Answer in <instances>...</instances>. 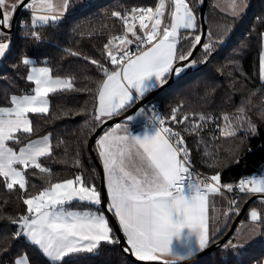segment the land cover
Masks as SVG:
<instances>
[{"label":"snow or ice","instance_id":"obj_1","mask_svg":"<svg viewBox=\"0 0 264 264\" xmlns=\"http://www.w3.org/2000/svg\"><path fill=\"white\" fill-rule=\"evenodd\" d=\"M196 2L202 5L204 0H158L154 7L132 8L124 13L113 11L111 16L121 21L122 32L112 35L103 44L102 55L107 66L100 59L67 50L69 55L90 62L102 74L103 78L95 81V89H79L75 76H54L51 68L37 67V60L22 57L21 64L30 69L26 80L34 87L25 94L11 95L8 106H0V184L9 192L17 191L25 206L18 216L8 217L16 226L12 238L25 239L46 258L48 264H81L79 257L98 254L104 244H118L120 241L104 214V208L117 219L126 237L130 248L125 251H130L141 262H160L168 255L191 257L209 245L210 197L235 189L232 184L222 182L220 172L203 177L193 172L190 148L182 133L199 136V130L212 119L210 115L190 114L173 107L168 116L153 112L150 130L146 127L141 135L129 132L127 123L117 124L105 132L96 145L103 162L107 203L101 188L83 172L57 182L51 181V170L40 162V158L50 157L54 152L50 134L27 143L22 140L34 132L29 114L49 113L50 94L93 93L94 115L87 112V104L76 114H89L91 121L100 123L104 118L126 112L146 94L167 84L171 77H182L198 61L192 59L191 50L178 48L180 39L191 37L189 48L194 50L201 46L203 58L199 62L207 63L217 47L226 43L231 26H225L218 37L215 32L205 30L208 42L202 43ZM73 4L74 0H30L29 3L0 0V58L5 57L10 49L11 41L4 29L12 27L18 7L30 10L32 28L39 29L61 22ZM246 7L245 0H228L233 18L240 17ZM182 30L187 35L182 36ZM95 31L94 28L88 29L81 35ZM25 35L35 41L42 40L38 30ZM261 39L264 41V33H261ZM132 45H135V51L129 47ZM229 63L235 72L241 71L238 60ZM227 75L232 76L233 72L229 71ZM259 79L264 89V50L259 53ZM144 112L145 109L141 108L136 117ZM237 112L240 115L233 117L235 124L228 115L223 116L226 123L219 129L223 137L237 135L238 126L245 122L251 133L258 131L245 114L244 100ZM136 117L129 115L126 119L131 121ZM194 117H198V121ZM88 123L86 121V125ZM177 125L182 126L180 130H174L173 126ZM60 143L63 141L55 147ZM21 144L18 149L12 146ZM74 166L82 167L79 151ZM215 166V163L209 165L210 168ZM29 168L48 174L46 186L41 190L30 191L36 185L29 184ZM236 188L241 193H264V175L259 179H241ZM73 201L87 203L91 208L70 210L66 205ZM229 212L240 214L236 200L229 201L228 211L222 215L227 217ZM248 215L253 222L249 236L264 235L260 230L264 224V212L253 207ZM183 229L189 230V237L191 232L198 233L196 247L185 243L180 250H174L171 247L173 238L180 237ZM245 238L229 239L224 248L241 249ZM6 250L0 249V252ZM11 264H33V261L24 252L17 253ZM163 264L171 262L163 260Z\"/></svg>","mask_w":264,"mask_h":264},{"label":"trees","instance_id":"obj_2","mask_svg":"<svg viewBox=\"0 0 264 264\" xmlns=\"http://www.w3.org/2000/svg\"><path fill=\"white\" fill-rule=\"evenodd\" d=\"M213 2L214 0L207 1L206 30L215 32L218 37L225 26H231L226 43L217 47L207 63L199 62L203 58L201 47L193 57L198 61L197 65L159 91L145 106L157 105L162 116H168L173 107L190 114L210 115L212 119L199 130V136L182 134L186 136L194 167L208 176L220 172L222 182L230 183L234 187L241 177L252 174L258 176L264 169V89L259 79V53L263 47L261 33H264V0H245L247 7L238 18L222 12ZM157 3L158 0H99L89 4L83 0H74L73 7L61 22L39 29L32 28L31 15L26 14L28 9L23 7L20 17L24 19V25L18 27L12 34L10 49L0 61V106H8V98L11 95L25 94L34 87L32 82L26 80L29 68L21 64L24 56L37 60L36 66L51 68L54 76L59 75L62 78L75 76V84L79 89L85 87L95 89L97 86L95 81L101 80L102 74L90 62L82 57L69 55L67 50L100 59L107 66V61L102 55L103 44L112 35H119L122 32L121 21L112 17L111 13L113 11L124 13L137 6L154 7ZM200 6V3H195L199 25ZM93 28L96 30L94 33L81 35L82 31ZM37 30L42 36L41 41H35L30 35H25ZM181 35L187 33L183 32ZM206 42L207 34L203 43ZM190 43L191 37L180 39L178 48L181 51L192 50L189 48ZM234 59L239 61L240 72H235L229 63ZM229 71L233 72L232 76L227 75ZM242 100L245 101V114L248 120L257 126L258 131L251 133L245 122L238 126L237 135L223 137L219 131L226 123L223 116L228 115L233 119L234 116L240 115L237 108ZM94 103L93 93L87 91L58 92L49 96L48 114L29 115L33 121L34 132L30 136H24L23 143L50 134L54 152L50 157L40 158V162L42 166L51 170L52 182L83 172L90 181L100 187V175L89 154L88 141L107 118L100 123L91 121ZM86 104L87 112L91 115H77L76 112ZM194 118L198 121V117ZM86 121H89L87 125ZM235 123L233 119V124ZM173 127L174 130H180L182 126ZM60 141L63 143L55 147ZM12 146L18 149L22 144ZM77 151L82 161V167L79 169L74 166ZM93 151L99 160L95 144ZM213 163L216 166L210 168L209 165ZM27 172L29 184L36 185V188L30 189L31 192L46 186L48 174L32 168ZM245 195L227 196L232 200L237 198V205L241 209L249 198ZM18 196L17 191L9 192L0 184V249H7L0 252V264H11L17 253L24 252L29 254L33 264H48L46 258L25 239L12 238L16 226L10 223L8 217L18 216L25 207ZM66 207L79 211L91 208L89 204L78 201H73ZM253 207L259 212H264L263 201L254 200L249 209ZM236 216L232 212L228 214L225 227L210 239L209 245L223 238ZM247 216L246 210L240 223L247 221ZM260 230L264 232V224L260 226ZM234 233L229 239L236 241ZM228 240L188 264H264V235L258 234L254 240L243 243V248L234 250L224 248ZM78 259L81 264H138L132 261L118 244H104L98 254Z\"/></svg>","mask_w":264,"mask_h":264},{"label":"water","instance_id":"obj_3","mask_svg":"<svg viewBox=\"0 0 264 264\" xmlns=\"http://www.w3.org/2000/svg\"><path fill=\"white\" fill-rule=\"evenodd\" d=\"M84 2H87L89 4H93L99 0H83ZM207 1L208 0H204L203 4L200 6V13H199V20H200V26H201V30H200V34L202 35V43L205 39L206 36V19H205V13H206V7H207ZM26 3H29L30 0H25ZM23 9V7H18L15 11V15L14 18L12 20V27L10 29H4V31L6 33H11L15 30L14 24L16 19L19 18V14L21 12V10ZM184 31L182 30V33ZM201 48V46H197L194 50L192 49V59L195 56V54L198 52V50ZM192 70V68H191ZM191 70L187 71L190 72ZM175 80V77H171L168 81L167 84H165L163 87L157 88L153 91H151L150 93H148L145 97L141 98L139 101H137L134 105H132L130 108H128V110L126 112L121 113L118 116H114L112 118H108L106 119L95 131L94 133L91 135V137L89 138L88 141V151L89 154L92 156V159L94 161V164L99 172L100 175V188L102 193L104 194L105 197V203H107V196H106V188H105V183H104V175H103V169L101 166V163L99 162V160L94 156V151H93V145L95 144V141L97 140V138L99 137V135L102 133V131L112 125L118 124L122 121H124L127 116L129 115H133L138 109H140L143 105H145L147 103L148 100H150L153 96H155L159 91H161L162 89H164L165 87H167L168 85H170L173 81ZM258 198H262L264 199V195H253L251 196L241 207L240 209V214L237 215L235 217V219L233 220L231 226L228 228L227 232L225 233V235L223 236V238H221L219 241L212 243L211 245L207 246L206 249L204 250H200L199 252L195 253L194 255H192L191 257H188L180 262H175V263H171V264H188L190 262H192L193 260L211 252L212 250L216 249L217 247L221 246L226 240L229 239V237L233 234L237 224L240 222L241 218L243 217L245 211L247 210V215L249 213V211L251 209H249L250 204ZM102 208H104V206H101ZM104 213L107 215L109 222L112 226V228L114 229L116 236L119 239V247L124 250V252L129 256V258L138 263V264H163L162 261L160 262H141L139 261L130 251H125L126 248H130L129 245H127V241L122 233V231L119 228V224L116 220V218L107 211L106 208H104ZM248 220L250 222H252L249 218L248 215ZM253 223V222H252Z\"/></svg>","mask_w":264,"mask_h":264},{"label":"crops","instance_id":"obj_4","mask_svg":"<svg viewBox=\"0 0 264 264\" xmlns=\"http://www.w3.org/2000/svg\"><path fill=\"white\" fill-rule=\"evenodd\" d=\"M262 50H264V41H263ZM1 59L2 58H0V61H1ZM37 67H39V66H37ZM134 117H136V116H134ZM145 120H146V117L143 114L142 116L136 117V119H134V120L127 121V119H125L124 121H122V122H120L118 124L123 125V124L127 123L129 132H131L133 135H141V134H143V132L145 131V129L147 127L145 125ZM115 125H117V124H115ZM115 125H112L109 128H107L105 132H107L110 129L114 128ZM148 128L150 130V127H148ZM104 133H102L97 138V140L100 137H102L104 135ZM121 134H123V133L121 132ZM40 138L41 137L35 138V139H40ZM96 141H95V148H96V151H97ZM97 155H98V152H97ZM98 158H99V156H98ZM99 162L101 163V166H102V169H103V162H102V160L100 158H99ZM262 175H264V169H263L262 173L256 177V179H259ZM104 183H105V181H104ZM246 194L247 195H245V196H248L249 198L251 196H253V195H264V193H249L247 191H246ZM224 195H226V194L225 193L223 195L216 194V195L210 197V205H209V230H210V239L213 236H215L216 234H218L225 227V225L227 223V220H228V216L225 217L222 214L224 212L228 211L229 201L232 200V198H229V196H227V195L224 196ZM236 199L237 198H235V200ZM255 200H257V199H255ZM258 201H263L264 202V199L258 198ZM213 205H214V207H213ZM238 224H239V226L238 227L236 226V228H235L236 229L235 230V232H236L235 234H236V237H241V238L247 237V238L243 239V243L248 242L250 240L252 241V240H254L258 236V234L257 235H253V236H249V231L253 227V223L250 222L248 219H247V221H243L241 223L239 222ZM188 232H189L188 229H183L180 237H174L173 238L171 247L174 250H180V246L182 244H185V243L191 244L193 248L196 247V240H197L198 233L191 232L190 233V237H189L188 236ZM125 239H126V237H125ZM199 251L200 250L196 251L195 253H197ZM186 258H188V257H184V256H181V255H168V256H165V257L162 258V262H163V260H167V261H169L171 263H175V262H180V261H182V260H184Z\"/></svg>","mask_w":264,"mask_h":264},{"label":"built area","instance_id":"obj_5","mask_svg":"<svg viewBox=\"0 0 264 264\" xmlns=\"http://www.w3.org/2000/svg\"><path fill=\"white\" fill-rule=\"evenodd\" d=\"M138 7H147V6H137V7H134V8H138ZM26 14H28L27 12H25ZM29 14H31V13H29ZM23 22V23H22ZM24 25V19L23 18H19V20H18V27H22ZM133 51H135V45H132V46H129ZM143 107V109H145V108H147L145 105H143L142 106ZM145 112H146V120H145V125L147 126V127H151L152 125H151V123H150V118H151V116H152V114H153V112H156V113H158V107L157 106H154L153 107V109L152 110H150V111H147L146 109H145ZM191 158V157H190ZM192 161V160H191ZM192 165H193V162H192ZM193 172L194 173H199L200 175H201V177H203V176H208V175H206V174H202L201 172H199L195 167H194V165H193ZM257 176L255 175V174H252V175H246V176H243V177H241L238 181H237V183H236V185L239 183V181L241 180V179H251V178H256ZM195 178V177H194ZM236 185L233 187L234 189H235V191H233V192H227V190H224V193L225 194H227V195H231V196H237V195H245L246 194V191L245 192H243V193H241L240 191H239V189L238 188H236Z\"/></svg>","mask_w":264,"mask_h":264},{"label":"rangeland","instance_id":"obj_6","mask_svg":"<svg viewBox=\"0 0 264 264\" xmlns=\"http://www.w3.org/2000/svg\"><path fill=\"white\" fill-rule=\"evenodd\" d=\"M213 4H214V6L215 7H217L219 10H221L222 12H224V13H226V14H228V15H230V9L228 8V0H214V2H213ZM246 9V8H245ZM28 14L29 13H31L30 12V10H28V11H26ZM245 12V11H244ZM243 12V13H244ZM21 13V12H20ZM31 15V14H30ZM19 18H20V14H19ZM19 18L18 19H16V21H15V24H14V27H15V30L13 31V32H11V33H8V36H9V38H10V41H11V43H12V37H13V35L12 34H14L15 32H16V29L18 28V20H19ZM175 79H177V77H175ZM148 105H150V104H148ZM154 106H157V105H152L151 104V106H146L147 108H145L147 111H150V110H152L153 109V107ZM141 108H143V107H141ZM140 108V109H141ZM140 109H138L133 115H131V116H136V113L137 112H139L140 111ZM159 113V112H158ZM144 116L146 117L147 115H146V112H144ZM95 150H96V148H95ZM96 153H97V151H96ZM227 195V194H226ZM226 195H224V196H226ZM105 214V213H104ZM235 231V230H234ZM234 233V232H233ZM236 233V232H235ZM234 233V237H235V239L237 238L236 237V234Z\"/></svg>","mask_w":264,"mask_h":264},{"label":"bare ground","instance_id":"obj_7","mask_svg":"<svg viewBox=\"0 0 264 264\" xmlns=\"http://www.w3.org/2000/svg\"><path fill=\"white\" fill-rule=\"evenodd\" d=\"M258 200V199H257Z\"/></svg>","mask_w":264,"mask_h":264}]
</instances>
